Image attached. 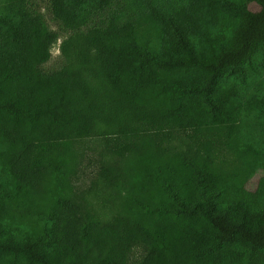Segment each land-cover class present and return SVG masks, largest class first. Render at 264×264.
<instances>
[{"label":"trees","instance_id":"1","mask_svg":"<svg viewBox=\"0 0 264 264\" xmlns=\"http://www.w3.org/2000/svg\"><path fill=\"white\" fill-rule=\"evenodd\" d=\"M34 1L0 0V264H264V0H49L53 72Z\"/></svg>","mask_w":264,"mask_h":264},{"label":"rangeland","instance_id":"2","mask_svg":"<svg viewBox=\"0 0 264 264\" xmlns=\"http://www.w3.org/2000/svg\"><path fill=\"white\" fill-rule=\"evenodd\" d=\"M36 9L44 16L45 21L47 22L50 29L56 31L60 35V40L57 45L52 50L51 59L45 63L42 68L46 72H53L59 70L64 65V58L61 55L60 44L62 41L70 36L71 32L66 31L63 27L54 20L53 15L50 11L49 0H35ZM251 90H255L252 86H249ZM88 175L85 178V183H88ZM252 183L251 185H253Z\"/></svg>","mask_w":264,"mask_h":264}]
</instances>
